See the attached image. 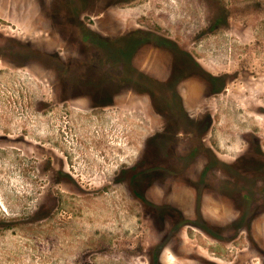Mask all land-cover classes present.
Returning <instances> with one entry per match:
<instances>
[{"label":"rangeland","instance_id":"obj_1","mask_svg":"<svg viewBox=\"0 0 264 264\" xmlns=\"http://www.w3.org/2000/svg\"><path fill=\"white\" fill-rule=\"evenodd\" d=\"M137 30L171 36L216 74L240 75L207 104L216 119L214 150L221 166L240 155L264 160V120L254 112L264 103V87L254 81L264 74V0H0V58L26 62L16 68L0 59V264H149V252L160 240H170L166 264H261L263 254L254 243L249 248L247 232L228 229L233 206L208 199L197 215L185 189L173 200L185 209L188 226L166 232L158 226L162 187L148 191L141 181L140 191L148 193L135 198L131 184L111 180L133 159L132 131L139 133V147L151 131L147 105L120 99L145 110L139 126L129 115L116 132L95 118L99 109H85L86 97L55 107L54 81L72 87L83 69L79 64L97 66L98 58L121 46L122 36ZM83 88L94 98L106 94L105 86ZM79 92L84 93L73 94ZM40 95L42 112L36 109ZM247 102L253 104L250 111ZM254 135L263 147H240L255 146ZM57 146L60 171L74 178L51 183L47 170ZM148 157L161 154L151 149ZM258 166L255 160L245 163L251 171ZM234 201L236 207L246 202ZM256 203L264 206V200H253L252 207ZM194 223H205L210 233ZM253 223V239L264 246V216Z\"/></svg>","mask_w":264,"mask_h":264},{"label":"flooded vegetation","instance_id":"obj_2","mask_svg":"<svg viewBox=\"0 0 264 264\" xmlns=\"http://www.w3.org/2000/svg\"><path fill=\"white\" fill-rule=\"evenodd\" d=\"M121 40V46L110 49L112 50L110 55L98 58L95 63L97 66L86 62L79 64L83 69L77 78L74 77L72 87L81 89L84 93L73 94L74 89L71 90L72 87H67L62 80L54 81L51 99L55 107L58 108L60 103L65 106L67 101L86 97L85 109L94 112L99 109L95 112L97 116L95 118L101 121V125L106 130L110 126L115 127L113 130L116 132L123 126L121 123L124 117L128 119L129 115L136 119L135 122L139 126L141 110L139 105L129 108L122 105L123 103L120 104V99L147 105V109L141 111H146L151 131L142 147H139L138 131H132V139L137 142L131 150L133 159L129 166H121L118 175L111 180L131 184L136 191L133 192L135 198L137 195L145 197L148 193L140 191L141 181L146 184L144 187L145 189L147 187L148 191L155 186L162 187L165 190L163 197L165 202L159 209L157 206L158 214L163 217L158 226L166 232H180L188 226L185 209L173 200L179 193L184 194L185 189V194L192 195L193 211L197 215L203 214L208 199L221 200L223 204L233 206L236 214L230 221L228 229L230 232H247L249 248L254 243L256 249L263 254L261 264H264V250H262L264 246L255 241L252 235V231L257 229L256 224L253 223L256 217L264 216V206L256 203L259 207H252L253 200H264V160L240 155L234 162L221 166L219 156L214 150V147H219L215 144L218 138L214 137L216 140L213 138L216 119L207 107L209 100L224 91L228 79H235L240 75L214 73L201 63V59L192 50L183 47L181 43L163 33L137 30L130 35L122 36ZM105 50L108 52L107 49ZM2 54L0 50V56ZM55 56V66L58 71L59 55ZM0 59L16 68L26 63L22 64L8 57ZM254 81L264 87V74H260ZM89 84L105 86L106 94L94 98L83 88ZM43 99L44 97L40 95L36 101V109L39 112L44 108ZM247 104L250 106L246 108L250 111L253 104L252 102ZM258 104L254 112L264 120V103ZM157 119H162V122ZM11 135V132L7 133V137ZM20 135L26 136L22 133ZM21 138L23 137H15L14 140L17 142ZM7 140L10 138L8 137ZM243 140L248 142L247 138L243 137ZM22 141L25 147L33 146L26 145L25 140ZM260 141V138L254 135L252 143L255 146L248 144L240 147H263ZM152 145L156 147H151ZM35 147L40 151L43 144H36ZM227 147L237 146L229 144ZM107 149L105 147V150ZM151 149H156L161 154L160 159L152 160L148 157V151ZM58 152L57 146L52 152L53 161L49 166L50 170H47L52 174L49 177L51 183H58L61 178L69 180L74 178L70 172L60 171ZM262 156L264 157V153ZM112 157L115 156L111 155L110 158ZM249 160H255L259 164L254 171L245 168V163ZM43 169L42 165L38 166L39 173L42 174ZM187 190L192 191L187 192ZM234 200L246 202L243 206L236 207ZM205 223H194V226L209 232ZM170 247V240H160L149 252V264H166L163 254Z\"/></svg>","mask_w":264,"mask_h":264}]
</instances>
